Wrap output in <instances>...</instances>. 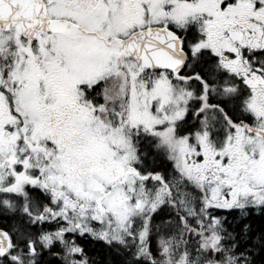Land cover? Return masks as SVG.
<instances>
[{
    "label": "snow or ice",
    "instance_id": "6c2138e0",
    "mask_svg": "<svg viewBox=\"0 0 264 264\" xmlns=\"http://www.w3.org/2000/svg\"><path fill=\"white\" fill-rule=\"evenodd\" d=\"M0 264H264V0H0Z\"/></svg>",
    "mask_w": 264,
    "mask_h": 264
}]
</instances>
